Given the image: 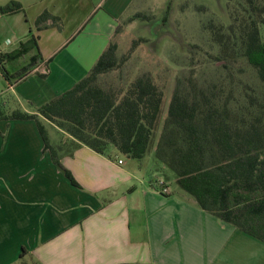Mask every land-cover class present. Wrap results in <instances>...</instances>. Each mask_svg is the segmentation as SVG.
I'll return each instance as SVG.
<instances>
[{
  "label": "crops",
  "instance_id": "0c3cea01",
  "mask_svg": "<svg viewBox=\"0 0 264 264\" xmlns=\"http://www.w3.org/2000/svg\"><path fill=\"white\" fill-rule=\"evenodd\" d=\"M13 1L24 10L0 12V56L35 35L39 50L26 56L39 61L26 78L12 77L15 60L4 61L6 114H35L83 79L139 0H0V7ZM45 11L58 21L38 29ZM39 122L60 134L54 142L47 135L52 149L36 120H0V264H264V242L202 210L136 163L143 160L114 147L104 155L74 149L70 135Z\"/></svg>",
  "mask_w": 264,
  "mask_h": 264
},
{
  "label": "trees",
  "instance_id": "16d2710c",
  "mask_svg": "<svg viewBox=\"0 0 264 264\" xmlns=\"http://www.w3.org/2000/svg\"><path fill=\"white\" fill-rule=\"evenodd\" d=\"M23 10L15 1L0 7L2 14ZM170 11L171 6L163 25L169 22ZM228 11V25L214 16L201 24L214 51L211 60L223 76L217 82L202 84L190 70L176 79L171 95L149 71L126 82L120 71L142 43L151 39L134 40L122 55L113 39L136 21L157 20L154 14L137 12L120 20L97 62L71 89L35 114L20 110L6 114L5 102L0 103V120H36L41 128L42 116L73 138L74 149L87 146L104 155L114 147L121 155L140 161L153 155L175 173L177 186L202 210L264 242V4L228 0ZM49 20L55 23L58 18L45 11L36 21L37 28ZM33 50H39L35 35L19 50L2 56V63ZM38 61L32 57L12 77L26 78ZM243 61L256 70L262 90L237 76L235 69L243 72ZM116 73L119 77L108 81ZM4 74L11 77L5 69ZM41 132L50 149L43 127ZM53 157L62 167L59 156L54 153Z\"/></svg>",
  "mask_w": 264,
  "mask_h": 264
},
{
  "label": "rangeland",
  "instance_id": "374dc122",
  "mask_svg": "<svg viewBox=\"0 0 264 264\" xmlns=\"http://www.w3.org/2000/svg\"><path fill=\"white\" fill-rule=\"evenodd\" d=\"M264 4V0H259ZM171 6L169 22L165 25L162 20ZM206 7L198 10L196 7ZM137 12H146L157 16L153 22L136 21L126 26L122 33L113 39L119 44V55L127 53L134 40L141 38L151 39L142 45L133 54L120 73L126 82H130L143 72H152L159 83L167 88L168 95L174 89L176 79L182 74L194 71L200 83L217 82L223 76L215 69L211 60L213 50L210 37L202 29V21L215 17L223 24L231 22L228 11V0H139L137 5L129 10L126 15ZM264 40V25L261 27ZM29 56H24L8 65L11 73L23 71L29 63ZM243 72L235 69L237 76L250 84L257 91L262 90V84L257 78L256 70L246 61L241 63ZM118 73L110 76L108 81L118 78ZM107 81V80H106ZM242 89V88H240ZM0 103L1 99H0ZM46 134L54 142L60 134L45 123ZM123 156V155H122ZM129 161V159H126ZM139 163L148 170L158 172L172 187H177L176 175L170 169L159 163L153 155L147 156ZM151 173H155L152 172Z\"/></svg>",
  "mask_w": 264,
  "mask_h": 264
},
{
  "label": "built area",
  "instance_id": "2783aa9c",
  "mask_svg": "<svg viewBox=\"0 0 264 264\" xmlns=\"http://www.w3.org/2000/svg\"><path fill=\"white\" fill-rule=\"evenodd\" d=\"M1 58H2V57L0 56V68H1L2 65H3ZM122 163H123V161L121 160V161H120V164H122ZM159 186H160L159 191H160L162 194H168V193H170V189L165 185V182L160 181V182H159Z\"/></svg>",
  "mask_w": 264,
  "mask_h": 264
}]
</instances>
